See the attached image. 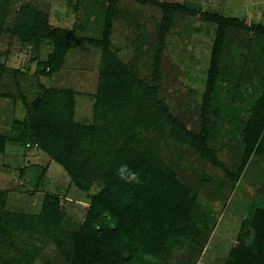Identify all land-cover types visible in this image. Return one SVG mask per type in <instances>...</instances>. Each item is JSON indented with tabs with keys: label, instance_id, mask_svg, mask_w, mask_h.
<instances>
[{
	"label": "rangeland",
	"instance_id": "rangeland-1",
	"mask_svg": "<svg viewBox=\"0 0 264 264\" xmlns=\"http://www.w3.org/2000/svg\"><path fill=\"white\" fill-rule=\"evenodd\" d=\"M153 2L181 9L165 13ZM109 7L108 0H9L5 8L0 28V192L6 196L0 214L39 216L45 195L53 194L60 198L64 219L60 230L51 228L53 237L39 229L13 232L12 225L0 224V264H70L72 250L66 255L62 245L68 242L66 234L78 230L90 198L101 187L94 181L88 190L78 188L62 165L29 138L28 108L44 91L70 90L75 122H94L102 56L87 40L102 38ZM20 9L46 15L49 29L71 34L58 72H36L52 53L53 43H27L14 33ZM193 9L264 27V0H116L112 13V50L134 78L127 116L134 118L142 103L152 107L157 101L170 116L137 128L133 143L138 152L152 154L160 169L172 173L194 200L182 223H175L153 245L146 239L139 244L131 264H227L234 249L253 243L252 219L257 210H264V132L261 154L251 155L239 171L248 126L264 116V36L251 30L227 33L204 123L202 99L216 25ZM124 109L123 104L117 115ZM175 124L184 128L183 142L171 135ZM109 131L116 153L122 148L117 126ZM203 132L196 145L193 140Z\"/></svg>",
	"mask_w": 264,
	"mask_h": 264
},
{
	"label": "trees",
	"instance_id": "trees-1",
	"mask_svg": "<svg viewBox=\"0 0 264 264\" xmlns=\"http://www.w3.org/2000/svg\"><path fill=\"white\" fill-rule=\"evenodd\" d=\"M109 8L102 38L87 40L101 50V67L98 88L95 94L94 122L79 124L74 120V94L69 91L47 90L28 108L29 138L58 162L70 174L76 186L88 190L94 181H98L100 191L90 198L87 215L78 230L66 234L68 242L62 244L65 254L70 256V264H131L140 252L139 244L144 241L153 245L160 237L168 234L175 223H182L192 211L193 201L186 188L177 182L170 172L165 173L158 166L152 154L138 152L132 137L137 128H149L155 120L170 119L167 107L160 101L152 107L141 104L134 118H129L127 108L132 95L134 78L126 66L116 57L109 40L112 26V13L116 0H108ZM165 13H171L180 6H169L153 2ZM9 0H0V28L6 15L5 8ZM200 14L205 21L216 25L215 38L207 70L206 91L203 95V122L212 108L211 93L220 74L221 56L225 38L229 31H253L264 36V27L246 26L234 18L216 14ZM21 17L13 30L27 43H39L51 39L53 51L45 62L39 64V75H50L60 70L67 50V39L71 34L62 30L49 29L46 15L31 11L30 14L19 11ZM26 14V17L25 15ZM37 17H40L38 21ZM43 21V22H42ZM159 81L160 76L155 75ZM150 91L155 95V89ZM125 109L117 113L122 106ZM264 108V93L260 102ZM117 126L116 138L122 141V148L113 153L111 127ZM184 128L175 124L171 135L183 142ZM264 132V116L252 121L248 126L247 149L241 171L249 157L261 154L260 136ZM201 137L193 140L197 145ZM114 141V140H113ZM4 137L0 136V151L3 150ZM199 147V145H198ZM121 165H127L138 174L139 182H126L118 175ZM6 196L0 192V202ZM42 214L31 217L13 212L0 214V224L12 225L13 232L19 230H41L42 235L53 237L51 228L60 230L64 213L60 207V198L53 194L44 197ZM255 239L246 247L239 245L229 256L227 264H264V210H257L252 219ZM60 232V231H59ZM71 249V250H70Z\"/></svg>",
	"mask_w": 264,
	"mask_h": 264
},
{
	"label": "clouds",
	"instance_id": "clouds-1",
	"mask_svg": "<svg viewBox=\"0 0 264 264\" xmlns=\"http://www.w3.org/2000/svg\"><path fill=\"white\" fill-rule=\"evenodd\" d=\"M119 177L126 182H139L138 174L127 165H121L118 169Z\"/></svg>",
	"mask_w": 264,
	"mask_h": 264
}]
</instances>
